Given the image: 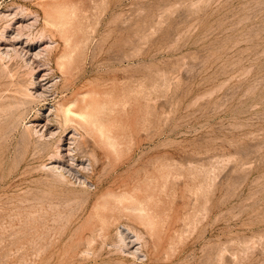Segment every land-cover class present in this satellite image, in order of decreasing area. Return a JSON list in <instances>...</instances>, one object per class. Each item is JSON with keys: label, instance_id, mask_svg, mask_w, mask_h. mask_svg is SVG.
<instances>
[{"label": "rangeland", "instance_id": "rangeland-1", "mask_svg": "<svg viewBox=\"0 0 264 264\" xmlns=\"http://www.w3.org/2000/svg\"><path fill=\"white\" fill-rule=\"evenodd\" d=\"M18 7L67 56L46 102L90 103L104 128L69 114L96 190L41 169L26 126L51 106L24 98L22 53L0 58V264H264V0H0Z\"/></svg>", "mask_w": 264, "mask_h": 264}, {"label": "bare ground", "instance_id": "bare-ground-1", "mask_svg": "<svg viewBox=\"0 0 264 264\" xmlns=\"http://www.w3.org/2000/svg\"><path fill=\"white\" fill-rule=\"evenodd\" d=\"M0 13V17L3 20H6L7 22L1 32L2 34L0 39V58L4 61V58H7L8 60L11 53H14V55L16 54V56L22 53V56H24V59L28 63V66L29 64L33 65L30 71L28 70L30 72L29 75L31 87L30 89L24 90V98H37L39 99V102H46L47 100L52 99L55 100V95L59 93L58 84H61L59 82L64 79L63 76L65 74L62 76L61 73H63V66L67 56H57L56 61L52 60L51 53L53 47L55 46V42H53L54 40H46V37L44 38L45 32L42 29L35 31V35L32 33V29L35 27V24L38 23V19L37 17L32 16L31 14L29 15L27 13L26 8L18 7L14 9H4ZM53 23L55 24V22ZM52 30L53 29H51V32ZM14 55L13 57H15ZM11 59H9V61ZM2 66L4 67V65ZM58 68L61 71L60 76L55 74V71ZM62 85H64V83H62ZM22 92L23 90L21 91V93ZM25 99H23V101ZM37 101L38 100H36L35 102ZM2 103L3 102H0V107L2 106ZM24 103L26 104L27 102ZM31 103L29 104L31 105ZM71 104L72 103L63 105L61 106V110H59L54 106L53 103L50 102L47 104L51 106V108L48 109L47 114H43L40 112L36 113L38 117L32 118L28 123L25 122L28 124L27 126H25L27 127V129H32V133L36 137L37 141H39L41 145H43V151L41 150L40 154L41 156L45 157L46 161L40 165L41 169L52 173L55 177H58L62 181L69 182L70 180H73V182L83 188H90L92 186L93 189L96 190L97 185L91 180L96 175V166L92 162V159L90 157H85V151L82 150V147H84L86 143L84 142L83 135L81 133L82 131L80 130L78 124L74 122L76 120L70 119L69 114H72L74 118H77L78 121H81L85 127H88L90 130H96L100 134L103 133L102 130L104 128V124L98 119H94L91 117L93 115L92 111L94 110V108L91 106L90 103H86L85 109L81 111H73L71 109ZM25 107L23 108L25 109ZM29 107L31 108V106ZM21 112L19 116L17 115L19 119L23 116H21ZM30 113H32V111ZM38 120H42V122H36ZM109 194L111 193L109 192ZM112 195L115 196L114 194ZM132 209L137 213H140L141 217H143L144 215H146L145 213H147L146 207H144L142 203H139L138 205H133ZM152 220L153 217L149 215H147V217L145 218V221L149 224L152 223ZM117 230L119 237L118 239L119 242H121L120 251L122 252V254L125 257L134 259V261L137 260V262L138 260L146 261V259H148V256L144 253L143 238L138 234L139 232H136L134 229L130 228V226L128 227L122 224L118 227Z\"/></svg>", "mask_w": 264, "mask_h": 264}]
</instances>
